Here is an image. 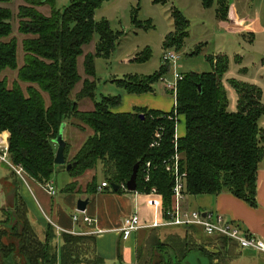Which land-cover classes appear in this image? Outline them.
I'll return each mask as SVG.
<instances>
[{
    "label": "trees",
    "instance_id": "16d2710c",
    "mask_svg": "<svg viewBox=\"0 0 264 264\" xmlns=\"http://www.w3.org/2000/svg\"><path fill=\"white\" fill-rule=\"evenodd\" d=\"M108 1L71 0L59 12L55 9V0H24L17 13L18 32L25 36L21 43L23 64L20 68L17 65L16 40L5 41L12 34L10 13L7 8L0 7V73L7 69L17 70L18 82L27 85L23 91L17 82L8 88L5 81H0V134L7 132L9 135L7 152L10 163L21 166L39 184L50 181L55 167L56 146L53 141L62 125H65V130L72 127L86 133L87 137L68 161L71 148L64 140V158L71 165V175L80 177L100 166L103 182L109 185L106 189L119 193L124 190L122 187L137 164L136 192L145 194L155 187L162 196L163 209L167 210L172 202V179L163 164L175 153V125L180 116L184 120L185 133L177 138L176 153L179 155V170L185 174V195L197 197L227 193L255 207L257 171L263 159L264 144V129L260 127L264 118L262 91L256 85L230 80L229 85L237 98L235 112H229L227 94L222 85L229 64L225 55L208 58L212 68L210 72L182 75L175 97L176 119L173 110L160 112L134 108L129 113L113 112L111 108L120 104V97L102 98L100 102L93 103L91 111L80 110L83 100L94 97V57L109 58L117 40L107 21H94L95 12ZM167 1L153 0V3L164 5ZM200 1L204 8L214 5L218 18L225 21L228 0ZM8 2L0 0V4ZM45 6L50 9L49 16L38 10ZM171 15L173 32L165 37L162 48L178 52L188 36V21L175 9ZM134 22L140 25L136 20ZM95 33L99 37L95 54H86L83 59L87 78L82 80L81 89L73 98L71 93L81 82L77 60L83 56V47L91 42ZM149 57L150 50L145 49L133 61L144 62ZM235 61L240 64V57ZM166 65H161L149 76L127 75L114 82L130 95L152 93L153 85L168 72ZM239 72L244 73L245 69ZM158 129L161 131L159 145L149 148ZM146 172L148 182L144 181ZM112 184L120 189L113 191ZM10 185L15 224L9 229V238L14 239H9V254L18 250L27 256L28 264H44L46 261L42 262V259L52 264L51 258L55 254L50 252L58 249L60 264H103L96 255L95 237L92 235L76 237L62 234L61 244L57 247L54 245V232L49 228L44 242L37 240L26 218V208L18 197L16 180ZM76 185L77 180L64 191L74 192ZM96 188L95 178H92L86 194L94 193ZM19 222L20 229L17 228ZM160 232L159 229L148 230L146 239L138 247L144 255L139 258L136 253V264H141L144 257L156 252L167 254L172 251L168 243L171 240L180 241L184 248L189 241H195L196 236L192 226L181 231L184 237L173 234L162 240ZM213 241L218 251L205 253L209 261L215 260L217 254L225 253L224 249L231 243L223 237H216ZM81 242L85 244L84 249L79 248ZM174 252V262L172 257L168 256V259L171 264H181L185 254L178 257L179 250Z\"/></svg>",
    "mask_w": 264,
    "mask_h": 264
},
{
    "label": "rangeland",
    "instance_id": "374dc122",
    "mask_svg": "<svg viewBox=\"0 0 264 264\" xmlns=\"http://www.w3.org/2000/svg\"><path fill=\"white\" fill-rule=\"evenodd\" d=\"M70 1L71 0H55V9L62 12L70 4ZM23 4L24 0H9L8 3L0 4V7L7 8L10 13L9 23L12 34L9 38L5 39V41L15 39L17 42L18 68L23 64L21 43L22 40L25 39V36L18 32L17 13L19 6ZM174 9L179 11L188 21V36L184 40L183 47L180 51L171 50L178 55V59L174 65L173 63L166 65L168 72L162 76H165L168 81H172L174 73L186 75L191 72H210L212 68L208 58L216 57L217 55H225L228 58L229 64L228 71L222 79V85L228 98V111L235 112L237 98L235 91L229 85L230 80H237L258 86L262 91V101L264 102V0H228V13L225 21L218 18L214 5L210 8H204L200 0H168L164 5L154 4L153 0H109L95 12L94 21H107L110 30L117 35V40L109 58L94 57L93 64L95 75L92 78L95 84L94 97L92 100H83V102L80 103V110L91 111L94 102L98 103L102 98L110 97L121 98L120 104L111 108L112 111L116 113L132 112L134 109V105L132 104L134 103H131V99H135L136 97H143L146 101H151L150 108H157V111L171 112L173 110L174 100L172 94L168 90H165L164 85L160 81L153 85L152 93L142 95L127 94L122 88L117 86L114 81L123 79L127 75H137L139 77L149 76L159 70L161 65H163L162 54L164 50L162 45L164 39L169 33L173 32V18L171 13ZM38 10L44 16H49L50 14L48 6L41 7ZM134 20L140 25L137 26ZM98 39V34L95 33L91 42L83 47V56L79 57L77 60V71L80 75L81 82L73 89L71 93L73 98H75V94L81 89L82 80L87 78L83 68L84 55L95 54ZM145 49L150 50L149 59L144 62L133 61L136 55L142 53ZM236 57H240V64L236 63ZM240 69H245V72L240 73ZM88 79L91 80V78ZM0 81H5L8 88H11L16 82L23 91H25L27 87V85L18 82L17 70L12 71L7 69L2 71L0 73ZM44 99L47 102L46 95H44ZM177 120V132H180L183 130L184 121L180 116L177 117ZM73 121L74 120H72L71 123ZM262 122H264V118L260 121V127L264 129V124H262ZM64 135L66 141L70 144L71 156L73 152L80 147L87 136L86 133L77 131L72 127H68ZM70 154L67 157V161L69 160ZM67 165L66 162L65 165L62 166L55 165L50 179L57 192L53 200L59 199L60 195L63 193L62 190L70 180H79L74 190V194L77 198L82 196L83 189H85V187L87 188L92 178H95L98 184L104 180L103 176L99 173L96 172V174H94V170L87 171L80 177L71 175L69 170L66 169ZM3 175H7V178L2 179L1 177H3ZM9 175V167L0 161V179H2L0 180V194H4L7 203L6 206H10L12 202V186L9 183ZM17 187L18 189L29 191L33 189L34 184L26 174L24 175V181H18ZM91 195L92 194L89 193L87 196L90 197ZM44 197L45 199L37 195L41 204L46 201V199H51L50 197ZM2 199L3 196H0V207L2 206ZM186 201L191 204L192 209L190 210L203 212L199 209L201 204L199 197L188 196ZM37 210L38 212L36 214H41V211L39 209ZM65 212L70 218L73 215L82 218V215L76 210L73 212L65 210ZM32 216L34 217L35 215L33 214ZM45 216L49 217L48 213H45ZM2 218L5 219V215L1 216L0 211V219ZM40 218L41 222L46 220L42 214ZM37 222L35 220L33 230L37 237L36 239L43 243L45 233H42L43 235L40 234L41 228H39V225L41 222ZM73 224L78 225V223ZM192 227L196 233V236H193L195 241L186 242L187 244L183 248L180 241L174 242L171 240L168 243L172 251L169 250L167 254H159L156 252L146 258L144 257L141 264H164L163 261L171 264L168 258L172 257V261L174 262L176 259L174 250H179L180 254L178 253V257L183 255V253L185 254V259L188 255H190V257L192 256L194 263L189 261V264H198V258L207 257L205 253L208 251L217 253V245L214 244L213 239L218 236H208L199 226ZM17 228H21V222L17 224ZM76 229L78 228L76 227ZM157 229L161 231L160 237L162 240H165L167 236L173 234L184 237L181 231L185 229V226H170ZM48 230L49 228H47L45 232H48ZM139 232L141 234H146L148 230H139ZM72 235L76 237H87L91 234L79 231ZM61 236L62 233L55 236L54 245H58L57 247L61 244ZM9 239L10 241L14 240L12 238ZM1 243L5 245L7 239L3 237ZM79 245V248L84 249L83 247L85 244L83 242L79 243ZM14 246L16 247V245ZM204 248H206V251ZM7 251V247L5 249L0 247V264H28L27 256L23 253H20L18 250H13L10 254H6ZM50 253L55 254L53 258H51L52 264L53 262L54 264H60V252L58 249L54 252L52 249ZM136 253L139 258L143 254L139 249H137ZM49 255L48 253V256ZM66 256H68V253H66ZM185 259L180 261L181 264H185ZM214 259L215 260L212 261L210 260L209 264H228L229 262L228 255L225 253L217 254ZM201 260L200 262L202 264L206 263L203 262V259ZM41 261H46L44 264L47 263V260L42 259ZM153 261H155V263ZM47 264H49V261ZM174 264L179 263L175 262ZM241 264L245 263L242 262Z\"/></svg>",
    "mask_w": 264,
    "mask_h": 264
},
{
    "label": "crops",
    "instance_id": "0c3cea01",
    "mask_svg": "<svg viewBox=\"0 0 264 264\" xmlns=\"http://www.w3.org/2000/svg\"><path fill=\"white\" fill-rule=\"evenodd\" d=\"M150 102L151 101L149 100L146 101L143 99V97L131 99V103H134L132 104L134 105L133 108H146L157 111V108H150ZM262 124H264V122H262ZM64 133L65 129L63 131V138L66 141ZM184 133L185 127H183L182 131L177 132L176 135L179 138L182 137ZM8 136L7 132L0 134V137L7 144ZM79 148L73 152V155ZM96 172L102 175L100 166L94 170V174H96ZM24 175H26V173ZM1 178L6 179L7 175H3ZM30 179L34 184L33 189L25 191L18 189L17 187V194L26 208V218L32 227L35 220L36 222L38 221L37 223L41 222V214L46 219L45 221L42 219L43 222L39 225V228H41L40 234L45 233L47 228H51L55 236L61 233L72 235L79 231L88 232L95 237L96 255L103 261V264H136V251L139 245L146 239L148 234H141L139 230H149L153 228L139 229L126 241L121 239L119 229L123 218L132 213H137L143 222H149L151 220L154 211L145 204L144 194L127 192L126 190H122L119 193H111L108 189L98 191L96 188L95 192L88 197V194H86L87 188L85 187V189H83L82 196L77 198L74 192L64 191V189L71 182H73V180H70V182H67L65 188L62 190L63 193L60 195L59 199L53 200L57 195V192L54 196H49L43 190L41 184L32 178ZM13 180H16L18 186V181H24V176L21 179L10 169L9 183ZM103 181L104 180L101 182ZM99 185L100 184L96 183L97 187ZM37 195L38 197L40 196L44 199V196L50 197L51 199H46V201L41 204ZM0 196H3L2 206L0 207L1 211L7 203L4 194H0ZM187 197L188 196H186V198ZM198 197L199 200H201L199 207L200 210L219 213L223 215L225 219L241 228L244 232L264 242V144L263 159L259 164L257 171L255 207H251L242 200H239L227 193L219 194L217 196L204 195L197 196V198ZM77 199H88L89 201L84 212V215L93 220V223L89 226H86L81 222H79L78 225H74L72 219L65 212V210L70 212L76 210ZM11 206L14 207V202H11ZM184 206L188 209H192L191 204L187 203L186 200L184 202ZM37 209L41 211V214H36L38 212ZM45 213H48L49 217H46ZM33 214L35 215L34 217L32 216ZM158 218H160V215H158ZM76 227L78 229H76ZM224 251L229 258L228 264H241L242 262L245 264H264V252L262 251L251 248L242 249L234 242H231L230 245L224 249Z\"/></svg>",
    "mask_w": 264,
    "mask_h": 264
},
{
    "label": "built area",
    "instance_id": "2783aa9c",
    "mask_svg": "<svg viewBox=\"0 0 264 264\" xmlns=\"http://www.w3.org/2000/svg\"><path fill=\"white\" fill-rule=\"evenodd\" d=\"M178 55L171 50H164L162 54L163 64H171L177 61ZM173 80L168 81L165 76L160 78V82L164 85L165 90H168L173 97L174 105V119H176V90L178 81L182 80V75L178 73L173 74ZM168 119H171L170 117ZM173 119V118H172ZM177 123L175 125V135H174V149L175 153L167 161L164 162V169L167 174L172 179L171 188V207L167 210L163 209L162 196L158 193L155 187H151L145 196V204L153 209V217L149 222H143L137 213H132L125 218H123L121 227L119 229L120 237L123 241H126L139 229L144 228H163L170 226H199L203 232L208 235H217L218 237H223L231 242L236 243L242 249H255L264 252V242L250 234L244 232L234 223L225 219V217L219 213L208 212V211H195L190 210L184 206L186 200L185 195V174L179 170V155L176 153L177 147ZM161 140V131L158 129L153 136V139L149 145V148H155L159 145ZM8 144L0 137V161L5 163L14 174L23 178L25 172L21 166H14L9 161L8 156ZM149 167V164H146ZM149 175L146 172L144 181L148 182ZM43 190L49 195L54 196L56 190L51 181H47L42 184ZM109 188V185L105 182H101L97 187L98 191H102ZM125 190V187H122ZM137 193V192H135ZM78 212V211H77ZM82 215L79 218L75 215L71 217L73 223H83L89 226L93 223V220L84 215V212H78ZM204 213V215H202ZM160 215V218H158Z\"/></svg>",
    "mask_w": 264,
    "mask_h": 264
},
{
    "label": "water",
    "instance_id": "95a60500",
    "mask_svg": "<svg viewBox=\"0 0 264 264\" xmlns=\"http://www.w3.org/2000/svg\"><path fill=\"white\" fill-rule=\"evenodd\" d=\"M65 129V125H62L59 129V132L55 138V140L53 141V143L56 146V151H55V156H54V165H58V166H62L65 165V158H64V149H65V141L63 138V131ZM71 168V165H67L66 169L69 170ZM137 170H138V165L136 164L133 167V171L132 174L129 178V180L127 181L126 185H125V190L127 192H136V176H137ZM110 187L112 188L113 191H117L120 189L119 186L117 185H110ZM88 199H80L77 201L76 203V211L78 212H85L86 207L88 205ZM204 215V213L202 214Z\"/></svg>",
    "mask_w": 264,
    "mask_h": 264
},
{
    "label": "flooded vegetation",
    "instance_id": "af4514ba",
    "mask_svg": "<svg viewBox=\"0 0 264 264\" xmlns=\"http://www.w3.org/2000/svg\"><path fill=\"white\" fill-rule=\"evenodd\" d=\"M14 207L13 206H5L2 210H1V216L5 215V219H0V233L2 234V236L0 237V241H2V238L5 237L7 239V243L5 244V246L8 248V254H9V229L15 224V219H13L12 217V213H13ZM4 232H6V234H4ZM0 247L2 249H5L6 247H3L2 244L0 243ZM202 256V255H201ZM207 257H199L198 258V264H202L200 262L201 259H203V264H209L210 261L206 259ZM190 259V260H188ZM192 260V261H191ZM189 261L191 263H194V259L193 257L190 255H188V257L185 259V264H189ZM202 261V260H201Z\"/></svg>",
    "mask_w": 264,
    "mask_h": 264
}]
</instances>
